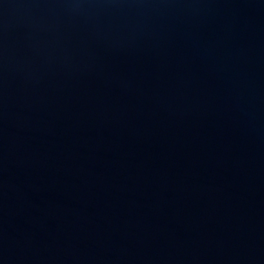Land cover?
Listing matches in <instances>:
<instances>
[{"label":"water","instance_id":"obj_1","mask_svg":"<svg viewBox=\"0 0 264 264\" xmlns=\"http://www.w3.org/2000/svg\"><path fill=\"white\" fill-rule=\"evenodd\" d=\"M0 264H264V0H0Z\"/></svg>","mask_w":264,"mask_h":264}]
</instances>
